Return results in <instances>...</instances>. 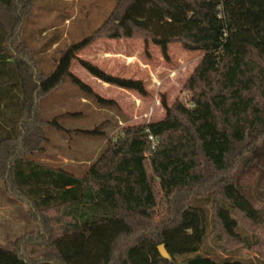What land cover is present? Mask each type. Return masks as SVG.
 I'll return each instance as SVG.
<instances>
[{
  "label": "trees",
  "instance_id": "trees-1",
  "mask_svg": "<svg viewBox=\"0 0 264 264\" xmlns=\"http://www.w3.org/2000/svg\"><path fill=\"white\" fill-rule=\"evenodd\" d=\"M35 1L0 0V181L37 226L0 247V264H253L228 258L240 249L264 260V210L249 188L238 189L239 170L264 141V0H118L95 32L61 51L50 76L23 38ZM99 38L151 42L165 58L179 42L204 56L184 86L187 102L163 98L162 120L126 127L79 177L32 159L45 153L47 128L70 132L42 117L43 100L67 79L98 105L116 106L72 63L148 96L142 81L78 58ZM58 43L50 39L45 51ZM159 193L166 214L156 221ZM209 239L227 258L202 254Z\"/></svg>",
  "mask_w": 264,
  "mask_h": 264
},
{
  "label": "rangeland",
  "instance_id": "rangeland-1",
  "mask_svg": "<svg viewBox=\"0 0 264 264\" xmlns=\"http://www.w3.org/2000/svg\"><path fill=\"white\" fill-rule=\"evenodd\" d=\"M117 1L36 0L23 38L37 54L42 72L50 76L61 51L95 32L108 18ZM52 38H58V45L45 51L46 44ZM203 56L204 52L185 50L179 42L170 44L168 57L165 58L158 46L141 39H97L82 50L78 58L98 66L112 76L142 81L148 96L142 97L134 91L105 84L90 75L79 61H74L71 72L95 94L115 101L116 106L98 105L93 97L67 79L59 89L43 100L42 117L48 121L57 118L60 125L70 132L47 128L49 141L45 145V153L32 159L83 177L106 149L108 141L114 143V139L126 127L162 120L166 114L162 106L163 98L169 106L178 99L188 101L184 86ZM96 128L103 134L89 137L76 132ZM146 167L151 173L150 165ZM238 173L239 191L245 194L244 191L249 188L253 199H248L258 209L264 210V141ZM157 200L156 221H160L166 214L162 193L158 194ZM194 205L207 206V210H210L204 202H194ZM36 232L37 226L29 218L26 206L9 196L0 181V247L10 249L17 237ZM240 233L246 234L242 223ZM202 254L217 260L227 258L218 240L209 239ZM228 258L264 264L257 252L247 249H240Z\"/></svg>",
  "mask_w": 264,
  "mask_h": 264
},
{
  "label": "water",
  "instance_id": "water-1",
  "mask_svg": "<svg viewBox=\"0 0 264 264\" xmlns=\"http://www.w3.org/2000/svg\"><path fill=\"white\" fill-rule=\"evenodd\" d=\"M158 249H159L160 255H161L164 259H166V260H168V261H171V260H172L171 256L169 255V253H168L167 250L165 249L164 245L159 246Z\"/></svg>",
  "mask_w": 264,
  "mask_h": 264
},
{
  "label": "built area",
  "instance_id": "built-area-1",
  "mask_svg": "<svg viewBox=\"0 0 264 264\" xmlns=\"http://www.w3.org/2000/svg\"><path fill=\"white\" fill-rule=\"evenodd\" d=\"M151 139L153 140V138L151 137Z\"/></svg>",
  "mask_w": 264,
  "mask_h": 264
},
{
  "label": "crops",
  "instance_id": "crops-1",
  "mask_svg": "<svg viewBox=\"0 0 264 264\" xmlns=\"http://www.w3.org/2000/svg\"><path fill=\"white\" fill-rule=\"evenodd\" d=\"M73 162H75V161H73Z\"/></svg>",
  "mask_w": 264,
  "mask_h": 264
}]
</instances>
